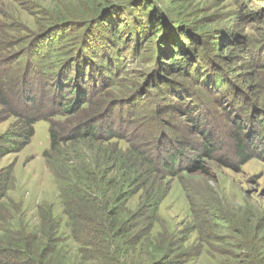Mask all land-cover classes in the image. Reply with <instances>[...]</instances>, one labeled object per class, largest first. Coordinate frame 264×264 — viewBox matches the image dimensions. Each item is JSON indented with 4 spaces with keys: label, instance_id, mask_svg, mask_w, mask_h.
Wrapping results in <instances>:
<instances>
[{
    "label": "rangeland",
    "instance_id": "rangeland-1",
    "mask_svg": "<svg viewBox=\"0 0 264 264\" xmlns=\"http://www.w3.org/2000/svg\"><path fill=\"white\" fill-rule=\"evenodd\" d=\"M123 1L131 0H0V242L33 240L45 230L56 239L59 261L94 264L83 240L98 229L76 226L67 213L71 195H83L79 183L89 178L92 195L102 184L108 208L118 213V251L129 250L137 260L148 250L161 256L170 248V262L163 264H232L226 242L264 235L256 228L264 226V50L258 56L245 47L264 43V25L250 17L264 10V0H145L146 8L162 11L169 35L153 30L157 20L143 11L115 7ZM49 19L56 25L45 30ZM85 19L93 20L85 25ZM90 35L99 51L106 38L126 39L111 46L113 57L120 47L123 57L115 61L102 52L104 75L93 67L94 75L87 74L95 88L73 116L59 117L68 142L51 151L49 123L37 122L30 136L25 119L55 112L52 96H44L53 79L41 73L62 65ZM172 40L181 73L160 56ZM242 50L257 56L249 60ZM77 61L63 64L64 72L79 69ZM67 121L104 141L71 140L76 130ZM239 135L254 145L244 165L235 152ZM107 154L122 157V167H99L95 160ZM140 210V220H132Z\"/></svg>",
    "mask_w": 264,
    "mask_h": 264
},
{
    "label": "trees",
    "instance_id": "trees-1",
    "mask_svg": "<svg viewBox=\"0 0 264 264\" xmlns=\"http://www.w3.org/2000/svg\"><path fill=\"white\" fill-rule=\"evenodd\" d=\"M152 2V1H151ZM153 4V3H152ZM147 5V2L145 0H131V1H123L121 5L118 6V4L115 6L119 9L120 6H133L137 9L139 12H144L145 17L150 18V20L153 22L154 20H157L156 27H152L153 30H158L159 34L169 35L171 34L170 31H168L163 26V20L165 19V16L163 15L162 11L158 9H151L153 6L145 7ZM106 8H104V5H101V8L98 9L99 11H104ZM115 10L116 9H112ZM251 12V10H250ZM259 12L264 13V10L256 11L252 10V13L248 14L253 20H256V22L259 25H264V20L259 21V18L261 16ZM115 15V14H114ZM97 15L93 18L96 19ZM92 19V20H93ZM92 20L85 19V25L89 24ZM127 23V18L125 19ZM150 21V22H151ZM181 23L182 21H179ZM60 23V22H59ZM84 23V22H83ZM82 23V24H83ZM107 30L111 29L110 24H108V20L104 21L103 23ZM128 24V23H127ZM127 24L119 23L117 26L122 27V29L125 31L128 28ZM56 25V22L52 19L48 20V23H46V29L48 30ZM153 26V24H151ZM179 25V24H178ZM124 26V27H123ZM86 28V27H85ZM204 30V29H203ZM202 30V31H203ZM106 32V31H105ZM106 32V33H107ZM152 32V30H151ZM175 33V32H174ZM178 34V33H176ZM125 35V34H123ZM158 35V34H157ZM128 36H131V33H128ZM180 37V35L178 34ZM91 35L88 41H85V43L82 41L81 45H77L73 47L69 51L68 56H66L64 62L59 65H56L52 69L51 72L45 70L42 72L40 78H49L51 77L53 79L54 85L52 90L49 93H46L44 96L45 98L51 97L50 101L52 102V108H54L55 112L43 113L40 115H35L30 118L25 119V125L26 129L28 128V135H34L35 134V124L39 121H47L50 125V138H51V151L58 149L62 144L68 142V136L65 137L64 132L66 131V125L63 124V121L59 118L62 115L63 116H73L74 112L76 110L80 109L81 105L85 103V98L89 93L93 91L95 88L96 83L94 82V79L91 82H86V80H89L90 78H87V74H93L92 67L94 71H96L97 74H103V67L105 64L108 63V58L104 57V55H108L110 59L115 61H120L122 56L121 53V47L116 52V55L114 57L111 55V46L112 43H122L124 41H127L126 39H119V37L112 36L111 38L104 39L103 47L99 51L98 47L91 41ZM178 37V38H179ZM188 37V35H186ZM230 39V36L228 37ZM182 39V38H181ZM225 41L228 42V39L225 38ZM257 42H246L245 47L249 48L251 47L253 49H257V55L260 56L262 51L264 50V43L262 45L257 43H260L258 40ZM109 42V43H108ZM172 43L168 45H163V48H166L163 52L161 57H164L165 59L169 58V66L171 70H174V73L179 72L181 73V65L178 61L179 54L176 53V45L177 42L172 40ZM174 44V48L168 49L169 46H172ZM82 47V50L81 48ZM258 47V48H257ZM81 50V51H80ZM106 53L103 55V53ZM75 54V55H74ZM76 54H80L79 56H76ZM242 54L245 58L252 60V58H256L257 55L253 53V51L250 50H242ZM103 55V57H101ZM47 55H45V58ZM68 57V58H67ZM252 57V58H251ZM77 58V64H75V67L79 66V69L72 71V69L67 70L64 72L66 67L63 65L68 60H75ZM85 59H87L86 65L85 62H83ZM105 59V60H104ZM74 68V67H71ZM117 68V66H116ZM160 69L164 70L165 72H169V68L166 66H159ZM85 72L83 73L82 72ZM190 70V68H189ZM118 71V69H117ZM73 74V75H72ZM188 74V73H187ZM190 74V73H189ZM71 75V76H70ZM94 75V74H93ZM191 77V75H190ZM70 78V79H69ZM94 78V76H93ZM6 80V79H5ZM72 81V85H70L68 82ZM103 80V79H102ZM57 82V83H56ZM4 85V84H3ZM24 87V86H22ZM90 88V89H89ZM1 90V89H0ZM55 90H59L60 92L57 93ZM32 91V90H31ZM37 91V88L35 90ZM183 94H187L186 98H189L190 93L189 91L185 92ZM26 96L29 95V93L25 94ZM31 97V96H30ZM42 96H39V99L41 100ZM196 105H200V103L195 102ZM189 104L192 107H196V105L189 99ZM59 105V106H58ZM55 106L59 109H56ZM190 107V106H189ZM51 108V107H50ZM197 108V107H196ZM115 115V114H114ZM112 115V122L113 124H120V120H117L116 117ZM259 118V116H256L255 118ZM129 120V119H128ZM264 120V118H263ZM68 129H74L79 125H70V123L67 121ZM83 126H81L82 128ZM87 126H84L83 130H76L74 137L71 140H74L75 138L78 140H86L91 139L95 141H104V140H98L97 134L95 135L92 132V129H89V133H87L86 130ZM101 137V136H100ZM106 137V136H105ZM108 137V136H107ZM104 137H102L103 139ZM237 147H236V154L239 156V161L242 165L246 164L250 158L252 157L250 154V151L252 150V146H254L252 143L247 145L244 143V140L242 139L241 135L235 136ZM70 141V140H69ZM89 144H91V141H87ZM209 152L213 154L216 152L213 147H207ZM106 154V153H105ZM136 156H139L141 158V155L139 153L135 154ZM110 155L107 154V156L103 155L99 157V159H96L95 161L98 163L99 161V167L105 166L109 163L116 162L117 164H120L122 167L123 165V159H116V157H109ZM100 175V174H99ZM100 179V178H99ZM79 185H81V189H78V193H82L83 195H71L72 198L69 199L68 206H67V213L69 212V217L72 220V222L75 223L76 226H87L92 225L93 229H98V231L93 230L91 234H89V239L87 236L83 240V246L85 253L89 254V259H92L95 261L94 264H163L164 262L168 261L169 258L172 256L173 251L168 248L167 253L162 254L159 256L156 252V248L153 249V251L148 250L147 252H144L146 254V258L142 255H140L139 259H134L130 257L129 250L121 249L118 251V245L115 243V229H117L120 225L117 221L116 217L118 215L117 212L111 211V208H108L107 203L105 202V195L100 190L102 184H98L99 189L96 188L97 191H99V195H97V192H95V195H92L93 187L92 183L87 178L85 181ZM69 206H71V210L69 211ZM143 210H146L143 209ZM143 210H140L137 212L136 216L132 217V220H140V213L143 212ZM73 223L74 228V235L77 238L80 234L78 230L75 228V225ZM263 224H260V227L256 226L258 229V232L261 230H264ZM251 227V226H250ZM251 233V232H250ZM259 234L262 233H255V235L250 234V237H244L243 239L239 240L238 242L235 241V239L231 240L234 243L229 244L226 242L227 246L233 251L235 262L232 264H264V235L260 237ZM135 239L137 241H140L139 237L135 236ZM92 240V241H91ZM56 239L51 235V233L41 230L39 232L38 238H35L33 240H29L28 238L24 237L21 240L16 241V243H2L0 242V264H65L63 261H59V250L57 245H55ZM165 249L162 250V252ZM150 251V252H149ZM231 254V253H229ZM158 256V257H157ZM158 260V258H160ZM170 262V261H168ZM172 262V261H171Z\"/></svg>",
    "mask_w": 264,
    "mask_h": 264
}]
</instances>
